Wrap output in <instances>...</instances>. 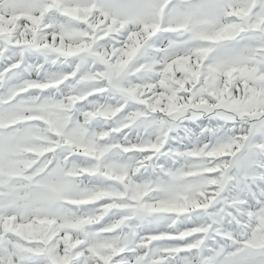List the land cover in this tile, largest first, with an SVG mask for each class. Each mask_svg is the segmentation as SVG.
<instances>
[{
	"label": "snow or ice",
	"instance_id": "1",
	"mask_svg": "<svg viewBox=\"0 0 264 264\" xmlns=\"http://www.w3.org/2000/svg\"><path fill=\"white\" fill-rule=\"evenodd\" d=\"M0 264H264V0H0Z\"/></svg>",
	"mask_w": 264,
	"mask_h": 264
}]
</instances>
